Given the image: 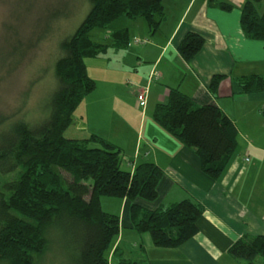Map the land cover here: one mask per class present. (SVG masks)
Segmentation results:
<instances>
[{
    "label": "trees",
    "instance_id": "1",
    "mask_svg": "<svg viewBox=\"0 0 264 264\" xmlns=\"http://www.w3.org/2000/svg\"><path fill=\"white\" fill-rule=\"evenodd\" d=\"M88 4L86 17L59 43L54 63L56 88L48 116L37 120L18 114L0 119V181L17 174L16 181L0 187V264H36L46 259L48 247L57 244L69 258L67 264H110L120 217L103 210L104 197L129 200L135 230L150 234L158 248L181 247L199 231L204 208L193 200L157 210L135 203L137 199H158L164 176L160 166L144 162L131 172L123 168L122 150L110 142L94 134L67 136L78 105L97 88L89 76L87 59L103 57L109 49L123 52L132 41L129 28L113 31L110 44L95 42L91 32L126 17L145 20L154 33L166 19L163 0H88ZM64 6L49 12L46 20L65 15ZM219 7L228 12L233 9L227 3ZM15 13L12 16L21 21L22 14ZM37 16L35 22L40 24L42 19ZM34 24L39 29L34 42L22 39L21 25H5V36L0 38L3 66H16L50 30ZM241 27L248 39L264 42V11L256 1L246 0L242 6ZM204 44L202 35L189 32L178 51L190 62ZM224 79L222 75L212 78L208 86L211 94L217 95ZM237 83L243 94L264 92L262 76L242 77ZM153 117L163 130L196 153L205 174L214 180L224 174L237 150L239 133L222 109L214 104L199 106L180 90L170 89L167 101L156 106ZM228 254L235 260L247 259L249 264H257L258 257L264 261V235L239 239ZM113 256L118 264H149L124 257L120 249Z\"/></svg>",
    "mask_w": 264,
    "mask_h": 264
},
{
    "label": "crops",
    "instance_id": "2",
    "mask_svg": "<svg viewBox=\"0 0 264 264\" xmlns=\"http://www.w3.org/2000/svg\"><path fill=\"white\" fill-rule=\"evenodd\" d=\"M245 1L163 0L166 19L156 32L152 33L149 26L140 31L129 29L132 40H147L137 49V62L144 68V76L148 72L149 76L153 68L160 74L149 89L156 101L155 108L167 101L170 89H178L199 106L216 105L234 122L239 133L238 147L219 179L205 174L196 153L163 130L153 116H148L147 111L140 113L136 104L133 107L137 90L129 91L123 70L117 67L107 66L103 70V85L87 97L95 102L76 116L80 131L87 132V111L91 114L94 109L95 116L98 107L110 106L101 113L113 116L119 124L121 135L111 139L127 150L126 155L123 153L125 168L134 172L141 163L152 162L163 169L158 199H137V205L157 210L190 199L204 208L197 235L181 247L167 249L156 247L150 234L135 230L129 213L131 202L120 199L119 212L114 213L121 221L115 245L132 260H146L150 264H235L228 254L230 247L243 237L264 235V147L256 136L250 135L264 132V92L243 94L237 83L246 76L264 77V42L248 39L243 33L241 9ZM251 1H256L264 11V0ZM221 3L232 5L233 9L224 11L219 7ZM137 23L134 21V26ZM189 32L202 35L205 44L194 59L185 62L178 47ZM132 50L123 51L124 60L133 56ZM217 75L225 79L215 96L208 86ZM92 133L95 135V130Z\"/></svg>",
    "mask_w": 264,
    "mask_h": 264
},
{
    "label": "rangeland",
    "instance_id": "3",
    "mask_svg": "<svg viewBox=\"0 0 264 264\" xmlns=\"http://www.w3.org/2000/svg\"><path fill=\"white\" fill-rule=\"evenodd\" d=\"M64 3L65 6L62 8L65 15L61 14L58 16V18L46 20L49 12L60 9ZM89 10L90 7L88 0H27L26 4L24 0H0V38L5 36L4 33L6 31V24L9 26L21 25L22 28L20 29V32L22 34V39L27 42L30 38H32L34 42L38 36L37 33L39 30L37 27H33L37 13V18L41 17L42 21L40 24L35 22L34 25H38L39 27L41 26V28L46 26L50 28V30H47L43 36V39L37 40L34 48L31 49L16 66H3V63H0V119L4 117L11 119V117L18 114H24L29 119L35 118L37 120H42L48 116L47 107L56 88L54 63L58 56L59 43L64 38L74 33V31L86 17ZM13 12H16L15 15H18L19 12L22 14V22L20 20L18 21L16 16H12ZM44 18L45 20H43ZM137 22V25L134 26V21H131L126 17H121L115 20L106 29L97 28L92 31L91 39L98 43L110 44L112 43L111 33H113L115 30L122 28H129L132 31L135 28L139 31L141 29H148V27H146L148 24L145 20L139 19ZM147 39H150V37ZM137 40H140V42H137ZM145 43H147V40H143L142 38H134L131 41V46L128 47L134 49L132 50L133 53H131L133 56H127L125 60L123 58L124 52L116 54L113 49H109L108 53L104 54L103 57L87 59L86 64L89 76L96 82L99 88L101 85H103V78L106 77L104 76L106 73L103 70H105L107 66L110 68L117 67L121 69V71L123 70V75L126 77L127 88L129 91L133 89L134 91L137 90V94L135 92L136 101L133 107L137 105V110H139L140 113L147 111L146 113L151 117L154 114L156 101L151 96L152 93L150 92L151 90L149 91V89L153 81L159 80L160 74L155 68H153L149 76V72L146 74V76H144V68L140 67V64L137 62V49L145 45ZM108 57L111 59L112 64H108L110 62H108ZM143 65H146L145 62H143ZM149 65L150 64L147 66L150 67L151 65ZM138 69L139 72L137 73L136 71ZM154 71L158 73V79L153 78L151 82L149 81L151 78L150 76ZM146 86L148 87V101L146 100L145 103L144 101H139L138 91H142V89L144 87L146 88ZM143 90L146 91V89ZM87 97L78 105L73 116L72 127H70L69 131H67V136L71 134L70 136L73 137H86L90 134H94L92 132L95 130V135L117 146L122 150V154L124 153L126 155V148H120L119 145L112 140H116L117 137L121 135L119 132V124H117V121L115 122L116 119H113V116H104L103 113H101L102 109L109 110L111 108L110 106H105L102 108L104 104L101 105V107H98L97 110L99 113L95 116L93 112L94 109L91 110V114L87 111L88 119L90 120L89 126L91 132L90 130H86L87 132L80 131L79 126H77L78 123L76 121V116L79 117L84 112V109H87L86 107L88 104L91 105L95 102L94 98L88 101ZM108 104L113 107L112 102H109ZM134 114L136 113L134 112ZM73 132L76 136L72 134ZM84 133L86 135H84ZM263 134L264 132L260 134L251 133L250 135L253 138L256 136L255 138L260 141V145L264 147V137H261ZM128 136L129 135H127V137ZM124 163L125 162L123 161V164ZM123 168H125L124 165ZM63 175H66V173H63ZM66 177L69 178L68 175H66ZM16 178V173L7 177H3L0 181V187L2 188L7 184H11L12 182L16 181ZM119 202L120 199L104 197L102 198L103 210L111 214L117 213L119 212L118 208L120 207ZM116 249L122 250L124 257H129L127 252L118 247V245H115L114 242L111 253H109L110 264H118L116 257L113 256V253ZM62 251L63 247H61L59 244L55 245L54 247H48L47 251L45 252L46 259L44 261H38L36 264L69 263V258H66ZM61 252L63 253V256ZM235 262V264H249L247 259H237ZM255 262L257 264H264V261H262V258L260 257L255 259Z\"/></svg>",
    "mask_w": 264,
    "mask_h": 264
},
{
    "label": "built area",
    "instance_id": "4",
    "mask_svg": "<svg viewBox=\"0 0 264 264\" xmlns=\"http://www.w3.org/2000/svg\"><path fill=\"white\" fill-rule=\"evenodd\" d=\"M137 42H140V40H137ZM150 77H151V78H150L149 81L152 82V79H153V78L158 79V73L154 71V72L151 74ZM143 89H146V91H144ZM143 89H142V91H138V97H139V101H141V102L144 101V102L146 103L147 95H148V93H147V89H148V87L146 86V88L144 87Z\"/></svg>",
    "mask_w": 264,
    "mask_h": 264
},
{
    "label": "bare ground",
    "instance_id": "5",
    "mask_svg": "<svg viewBox=\"0 0 264 264\" xmlns=\"http://www.w3.org/2000/svg\"><path fill=\"white\" fill-rule=\"evenodd\" d=\"M154 29V28H153Z\"/></svg>",
    "mask_w": 264,
    "mask_h": 264
}]
</instances>
